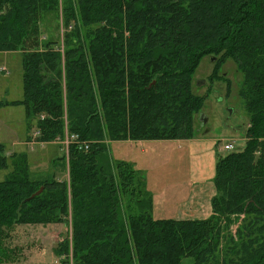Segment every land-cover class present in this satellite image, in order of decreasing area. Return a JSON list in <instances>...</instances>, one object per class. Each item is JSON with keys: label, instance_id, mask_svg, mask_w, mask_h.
Wrapping results in <instances>:
<instances>
[{"label": "trees", "instance_id": "obj_1", "mask_svg": "<svg viewBox=\"0 0 264 264\" xmlns=\"http://www.w3.org/2000/svg\"><path fill=\"white\" fill-rule=\"evenodd\" d=\"M60 4L63 49L43 45L40 30ZM15 50L23 98L12 103L37 140L76 134L89 149L72 143L54 171L37 174L0 143V169L12 165L0 181V263L20 261L17 225L69 223L56 246L63 264L70 253L75 264H264V0H0V51ZM205 56L217 57L210 80L227 59L243 74L245 147L218 156L208 218L156 219L144 179L111 162L107 142L194 137ZM122 195L137 197L136 214L124 215Z\"/></svg>", "mask_w": 264, "mask_h": 264}, {"label": "rangeland", "instance_id": "obj_2", "mask_svg": "<svg viewBox=\"0 0 264 264\" xmlns=\"http://www.w3.org/2000/svg\"><path fill=\"white\" fill-rule=\"evenodd\" d=\"M61 9L60 4L58 16L52 13L44 15L40 24L43 45L49 40H57L60 41L61 49L64 48L65 28ZM79 26H83L80 21ZM80 30L83 32L84 27ZM22 59L20 50L0 51V101L7 102L0 105V143L4 145L8 155L14 152L25 153L33 172L45 174L55 170L53 160L63 155V151L60 145L53 142L27 140L31 139L36 131V123H29L23 105L12 103L23 98ZM216 61L217 57L213 59L212 56H205L194 74L193 90L205 96L201 112L195 116V126L199 133H207L223 145L231 142L234 144V150L240 151L245 147L249 122L244 100L239 94L243 74L232 59H227L219 67L218 76L210 80ZM202 114L207 118L205 124L200 119ZM178 145L176 142L151 145L150 153L143 155L139 144L130 148L128 143L107 142V154L111 162L133 163L139 159L147 178L144 191L152 196L154 207L151 214L156 219L171 218L179 209L182 213H188V208L180 206L190 199L192 189L197 190V194L193 195L197 199L191 204L192 208L195 206L202 210L205 206H210V187L206 184L194 185L188 180V154L184 148L179 149ZM228 152L226 150L224 153ZM58 163L59 161L56 164ZM11 171L10 159V165L0 169V181L6 179ZM136 201L137 197L121 196L126 217L138 212ZM235 227L236 225L233 226ZM70 235L69 223L17 225L12 232L10 244L11 247L17 248L20 261L0 264H63L66 256L58 255L56 246L64 237H71ZM71 257L70 260L67 257V261L75 264L74 258ZM192 262L193 259L190 258L183 260V264Z\"/></svg>", "mask_w": 264, "mask_h": 264}, {"label": "crops", "instance_id": "obj_3", "mask_svg": "<svg viewBox=\"0 0 264 264\" xmlns=\"http://www.w3.org/2000/svg\"><path fill=\"white\" fill-rule=\"evenodd\" d=\"M28 141H32L30 138ZM40 142V141H38ZM113 143H128L130 148H132L135 144H139V147L142 149L141 153L144 155H148L150 153L151 145H166V143H179L178 148H184L186 153L188 154L189 160V176L188 180L196 185H208L210 187V198L216 194V187L214 184V177L216 174V163L219 155H225L226 150L223 147V144L217 140L215 137H211L207 133H196V135L190 139L185 140H120V141H112ZM47 143V142H41ZM53 143L60 145L61 150L63 151V155L67 154L66 147L63 142L53 141ZM18 153V152H17ZM58 156L57 158L62 157ZM54 159V160H55ZM53 160V161H54ZM139 160V159H138ZM136 160L133 163H130L135 170L139 173L140 177L144 179L146 182L145 170H142V164ZM127 162V161H126ZM32 170V169H31ZM33 171V170H32ZM34 173H36L34 171ZM142 173L144 175H142ZM194 194H197L196 189H192L189 196L190 199L185 201L180 207L188 208V213H182L179 209L176 214L171 217V219H206L212 214V206L210 199V206H205L202 210H199L191 204L197 199V197H193ZM154 207V203H153ZM152 207V208H153ZM164 217H162L163 219ZM161 219V218H160Z\"/></svg>", "mask_w": 264, "mask_h": 264}, {"label": "built area", "instance_id": "obj_4", "mask_svg": "<svg viewBox=\"0 0 264 264\" xmlns=\"http://www.w3.org/2000/svg\"><path fill=\"white\" fill-rule=\"evenodd\" d=\"M38 132H34L33 136H32V141H38L37 140V136H38ZM55 141H59V142H63L65 147H66V150L68 152V148H69V145L72 144V143H76V144H79L80 145V148H84L85 150H88L89 149V144L87 141H82V140H79L78 138V135L76 134H66L65 138L64 139H57ZM224 149L227 150V151H232L234 150V144L229 142V143H225L223 145ZM72 256V253H70V255L68 256L69 260H70V257ZM72 259V257H71ZM66 264H72L70 263V261H68Z\"/></svg>", "mask_w": 264, "mask_h": 264}, {"label": "water", "instance_id": "obj_5", "mask_svg": "<svg viewBox=\"0 0 264 264\" xmlns=\"http://www.w3.org/2000/svg\"><path fill=\"white\" fill-rule=\"evenodd\" d=\"M215 58H216V57H213V59H215ZM200 119H201V121H202L203 124H205L206 121H207V118H205V116H204L203 114L201 115V118H200ZM43 189H44V188L41 187L40 190H38L35 194H33L29 199L33 198V197L36 196V195H39V194L43 191ZM29 199H28V200H29Z\"/></svg>", "mask_w": 264, "mask_h": 264}]
</instances>
